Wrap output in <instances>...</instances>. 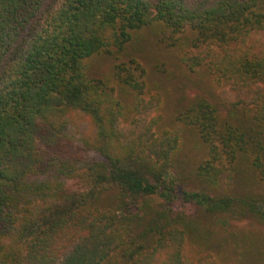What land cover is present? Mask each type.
<instances>
[{"label": "trees", "instance_id": "trees-1", "mask_svg": "<svg viewBox=\"0 0 264 264\" xmlns=\"http://www.w3.org/2000/svg\"><path fill=\"white\" fill-rule=\"evenodd\" d=\"M155 26L190 34L203 50L182 63L221 90L176 116L206 148L193 190L179 191L180 136L142 66L106 79L88 65ZM261 31L264 0H0V264H217L187 259L196 216L174 204L264 221V194L239 190L264 184Z\"/></svg>", "mask_w": 264, "mask_h": 264}, {"label": "rangeland", "instance_id": "rangeland-1", "mask_svg": "<svg viewBox=\"0 0 264 264\" xmlns=\"http://www.w3.org/2000/svg\"><path fill=\"white\" fill-rule=\"evenodd\" d=\"M253 38L255 39L249 43L252 45L253 41L257 40L255 51L264 49V31ZM191 39L190 34L186 37L180 35L173 37L160 26L147 27L133 32V38L123 53L116 54L112 51L113 54L110 52L96 55L88 61L93 76L110 79L118 63L136 60L145 70L148 92L151 95L162 94L163 128L178 132L182 143L183 159L180 157L181 164L177 172V182L182 185L178 186L179 191L185 190L184 188L192 190L197 188L195 176L192 175L205 160L206 148L197 132L177 122L176 116L198 97L207 98L215 104L221 99V90L213 84L205 68L191 71L182 63L184 54L203 50L195 48ZM222 113L223 118H226L227 111L222 110ZM240 174L246 175L244 172ZM236 179H232L229 191L237 187ZM76 185L74 184L75 187ZM239 190H254L255 193L264 194V184L245 186ZM113 193L116 195L114 190L107 192ZM152 203L157 207L162 202L152 200ZM174 208L177 213L196 216L195 224L189 229L184 246V253L189 261L205 262L210 257L217 264H264V221L258 216L247 213L209 214L184 202H175ZM225 222H228V225H225ZM155 241V239L146 241L147 249L152 250ZM111 261L114 264H129L123 262L120 254L114 255Z\"/></svg>", "mask_w": 264, "mask_h": 264}]
</instances>
